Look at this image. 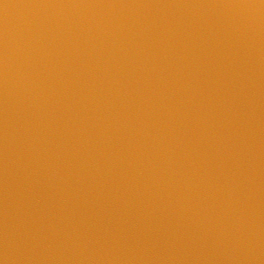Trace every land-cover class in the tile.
I'll return each mask as SVG.
<instances>
[{"label":"water","instance_id":"1","mask_svg":"<svg viewBox=\"0 0 264 264\" xmlns=\"http://www.w3.org/2000/svg\"><path fill=\"white\" fill-rule=\"evenodd\" d=\"M0 264H264V0H0Z\"/></svg>","mask_w":264,"mask_h":264}]
</instances>
